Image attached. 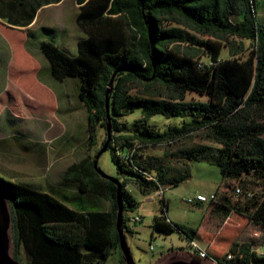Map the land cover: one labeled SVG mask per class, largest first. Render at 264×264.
I'll use <instances>...</instances> for the list:
<instances>
[{
  "label": "trees",
  "instance_id": "trees-1",
  "mask_svg": "<svg viewBox=\"0 0 264 264\" xmlns=\"http://www.w3.org/2000/svg\"><path fill=\"white\" fill-rule=\"evenodd\" d=\"M9 1L24 6L32 20L40 8L62 0ZM252 2L75 0V21L86 35L77 40V55L70 56L48 41L40 43L56 81L79 80L78 99L87 111L89 145L94 144L98 128L106 135L110 88L108 149L124 177L115 178L121 186L123 213L136 207L125 191L128 182H134L142 195L155 192L159 185L171 190L191 178L192 162L217 166L222 180L246 175L264 181V26L256 17L257 3ZM224 47L229 58L221 60ZM238 51H247L246 57H236ZM202 56L207 64L199 61ZM136 85L142 91L134 94ZM188 95L198 99L187 100ZM136 108L141 117L133 123L142 130L122 133V120ZM157 115L182 120L158 132L147 125ZM196 132L216 146L179 148L160 157L145 154L149 148L177 144ZM105 140L106 136L101 145ZM133 148L129 160L117 154ZM94 158L86 156L71 164L63 178L78 193L107 201L108 212L74 209L47 192L0 177V192L11 214L15 260L24 255V264H104L119 250L117 187L95 171ZM141 172L154 174L159 185ZM160 204L152 232L164 236L177 232L193 241L197 230L167 221V202ZM223 208L227 220L207 250V259L214 264H264V254L253 251L255 242H237L245 225L251 224L263 232L259 246L264 252V197ZM122 227L126 228L123 218Z\"/></svg>",
  "mask_w": 264,
  "mask_h": 264
},
{
  "label": "rangeland",
  "instance_id": "rangeland-1",
  "mask_svg": "<svg viewBox=\"0 0 264 264\" xmlns=\"http://www.w3.org/2000/svg\"><path fill=\"white\" fill-rule=\"evenodd\" d=\"M264 1V0H263ZM262 2L256 7V17L261 23ZM78 6L75 0H62L59 4L49 5L39 11L29 32L27 43L23 44L21 33L0 24V177L14 183L30 184L40 189L49 190L62 202L74 209L103 210L106 201L102 198L76 193L74 184L60 185L65 169L86 156L93 157L101 149L105 132L98 128L93 145L88 143V132L85 113L78 109V88L66 79L54 82L55 88L46 83L49 76V62L40 50V43L48 41L70 56L77 55V40L85 38L84 32L77 26L75 18ZM32 25V26H33ZM27 34V33H26ZM200 37V36H199ZM26 39V36H25ZM249 43L244 41V47ZM12 58L9 61V53ZM25 55H23V53ZM247 51H238L236 57L245 58ZM229 58L227 48L221 51L220 59ZM203 64L209 61L206 57L199 60ZM41 67L40 79L37 80L33 70ZM66 90L67 97L53 99L50 94L58 89ZM142 91L141 86H133L131 92ZM155 91H159L157 87ZM198 99L188 95L189 99ZM141 117L140 109H134L122 121V133L134 134L143 127L134 126L133 121ZM181 118H165L161 115L152 117L148 126H154L163 132L168 126L181 123ZM190 120V118L185 119ZM71 138V139H70ZM66 145L63 147L62 144ZM198 145L216 146L204 137V133L196 132L188 139L173 145L152 147L145 151L146 155L160 157L164 153H172L179 148H192ZM6 150L12 164L1 152ZM191 178L178 187L165 191L164 200L168 202L167 217L171 220L198 228L208 214V205H187L183 198L194 197L198 192L206 193L221 180L219 168L205 162H192ZM98 168L107 176L124 180L117 172L112 161L111 150L102 153L98 159ZM225 193L232 196L235 188L245 193H252L254 199L264 197V181L254 176H242L239 179L226 180L223 184ZM139 200L135 208L123 213L126 225L124 236L127 247L135 264H168L174 260L193 261L197 258L190 248L189 241L177 232L164 236L152 232L150 225L153 218L160 214V199L152 192L141 196L134 193ZM231 205L243 206L247 199L229 200ZM10 210V209H9ZM138 216L141 221L129 223L128 218ZM245 230V231H244ZM244 231V233H243ZM258 237L254 238V234ZM263 232L251 224L245 225L237 237V242L253 241L261 243ZM11 238V231H10ZM255 239V240H254ZM152 248V249H151ZM12 256V246L10 247ZM122 254L117 250L104 264H118ZM24 264V255L20 256ZM199 264H214L211 260H200Z\"/></svg>",
  "mask_w": 264,
  "mask_h": 264
},
{
  "label": "crops",
  "instance_id": "crops-1",
  "mask_svg": "<svg viewBox=\"0 0 264 264\" xmlns=\"http://www.w3.org/2000/svg\"><path fill=\"white\" fill-rule=\"evenodd\" d=\"M262 2H264V1L263 0H258L257 6H259ZM51 5H53V4H51ZM47 6H49V5H47ZM47 6H43L42 8H40L34 14V18L32 20H29V17L31 15V13L29 11H27V9L24 6H20V5L16 4L13 1L10 2L9 0H0V24L5 26L8 29L16 30V31L20 32L21 36L23 37V44H24V48H25V44L27 43L28 38H29L26 33L27 32L29 33L31 31V29L34 27L33 23H34V21L36 19L37 14L39 13V11L41 9H43L44 7H47ZM260 19H261V23L260 24L262 26H264V5H263V12H262V15H261ZM25 36H26V39H25ZM23 55H25V54L23 53ZM8 58H9V61H10L11 58H12V53L11 52L9 53V57ZM36 67L37 66L35 65V69L33 70V72H35L36 78H37V80H39L40 79L39 77L41 75L42 69H41V67H39V68H36ZM48 69H49V76L45 79V81L53 89V88H55V83L54 82H56V80L50 74V67H47L45 70H48ZM65 80H63V81H65ZM71 85L74 88L77 87L78 90H79V83L77 81H75V80L71 81ZM54 92H55L54 94H52V93L50 94V97L53 98V99H55V98L63 99V98H66L68 96L67 93H66L67 91L66 90H62L61 88L58 89L57 92L56 91H54ZM77 108L82 110L85 113L86 123H87V111H86L85 107L83 106V104L80 102V100H79V105H78ZM87 129H88V123H87ZM87 132H88V130H87ZM66 143L67 142H65L64 145L62 144V146L64 147L66 145ZM1 152L4 154V156L8 160H10V157H8V154H7L5 149H3ZM11 162H12V164H15V165L19 164L16 161H11ZM63 176H64V174H63ZM63 176H62V179H61L62 182H61L60 185H63V186L66 185L67 186V182L64 180ZM224 182H226V180H222V177H221L220 182H218L215 186H212L209 190H207L206 193L198 192L196 194V195H198V194L210 195V194L216 193L217 197H218V201L216 203L205 204V205H208V214H207V216H205L204 220L201 222V224L199 225L198 228H193V227H191L189 225H186V224L177 223V222L171 220L169 217H167L169 219V221H171L173 223L181 224V225L196 229L197 233H196V236L194 238V241H196V243H198V245L202 249H205V250H208L212 246L216 236L219 234L220 230L222 229L223 224L227 220V219H225V215H224L225 214V209L223 207H230L231 204H230L229 200L233 199L231 195L225 193V189H224V186H223ZM27 185H29V186H31V187H33L35 189L47 192V193L53 195L54 197L58 198L57 196H55V194L53 192H51L49 190L40 189V188H38L36 186H32L30 184H27ZM125 191L133 197V199L136 202V205L139 202H141L142 199L138 200L134 196V193H137V194L139 193V195L141 194L138 191L137 185L134 182H128L126 184V186H125ZM73 192H74V195L76 193H78L77 189H76V191L74 190ZM141 196H145V195L141 194ZM167 205H168V202H167ZM187 205H198V206H201V205H204V204L195 202L193 204H187ZM98 210H100V209H98ZM109 210H110V205L106 201V203L104 204V208L101 211L108 212ZM167 212H168V209H167ZM166 216H167V213H166ZM151 225H152V223H151ZM151 225H150V228H151ZM244 231H243V233H244ZM254 248H256V249L259 248V252L261 251V248H260L259 245L255 246ZM121 260H122V257L119 259V261H118L119 263L118 264H121ZM194 260L200 261V260H205V259H199L197 257Z\"/></svg>",
  "mask_w": 264,
  "mask_h": 264
},
{
  "label": "water",
  "instance_id": "water-1",
  "mask_svg": "<svg viewBox=\"0 0 264 264\" xmlns=\"http://www.w3.org/2000/svg\"><path fill=\"white\" fill-rule=\"evenodd\" d=\"M113 80L110 81V85H112ZM110 93V88H108L106 93V117H107V124H106V140L103 143L101 149L97 152L94 158V169L95 171L104 179L110 180L114 183L117 187L116 191V205H117V218H116V229L119 235V250L122 254V260L124 264H135L133 258L130 254V251L127 247L125 236H124V229L122 227V218H123V201L120 194L121 186L120 182L112 177L105 175L99 168H98V159L102 153L108 150V144L111 140V128H110V109H109V98L108 95ZM10 231H11V214L9 210L8 201L3 193L0 192V264H21L17 260H15L10 255V247H11V238H10ZM200 261L193 260V261H172L168 264H199Z\"/></svg>",
  "mask_w": 264,
  "mask_h": 264
},
{
  "label": "built area",
  "instance_id": "built-area-1",
  "mask_svg": "<svg viewBox=\"0 0 264 264\" xmlns=\"http://www.w3.org/2000/svg\"><path fill=\"white\" fill-rule=\"evenodd\" d=\"M252 1L254 2V4L258 2V0H252ZM253 2H252V4H253ZM134 152H135V148H133L132 150L128 151L125 154H121L119 152H117V154L118 155L120 154L122 156V159L129 160L130 158H132ZM141 173L144 175L146 180L152 181V182H155V183L158 184V179H157V177L154 174L147 173V172H141ZM167 190L168 189H165V188H163L162 186L159 185L157 190L155 192H153V193L161 201V200H164V194H165V191H167ZM242 197H244L247 200H249V199H253L254 195L252 193H250V192L245 193L241 188H235L233 190V193H232V198L237 200V199L242 198ZM182 201L185 204H193L195 202L196 203H203V204H210V203H216L218 201V197H217L216 193H213V194H210V195L198 194V195H195L194 197L183 198ZM140 221H141V217H138V216H134V217H129L128 218V222L129 223H134L135 224V223H138ZM167 221H169V219H167ZM253 236H254V238H257L258 237V233H255ZM190 248L193 250L194 254H196L199 259H207V250L202 249L198 245V243H196V241L193 240V241L190 242ZM253 251L255 253H257L258 255H263L264 254V252L262 250L259 252V248H257V249L253 248ZM232 256H233L232 254H228L227 255V259H231Z\"/></svg>",
  "mask_w": 264,
  "mask_h": 264
},
{
  "label": "flooded vegetation",
  "instance_id": "flooded-vegetation-1",
  "mask_svg": "<svg viewBox=\"0 0 264 264\" xmlns=\"http://www.w3.org/2000/svg\"><path fill=\"white\" fill-rule=\"evenodd\" d=\"M174 261H181V260H174Z\"/></svg>",
  "mask_w": 264,
  "mask_h": 264
}]
</instances>
